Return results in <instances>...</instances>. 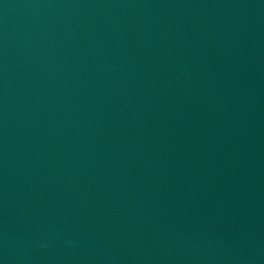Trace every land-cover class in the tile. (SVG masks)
Returning a JSON list of instances; mask_svg holds the SVG:
<instances>
[{"label": "water", "instance_id": "95a60500", "mask_svg": "<svg viewBox=\"0 0 264 264\" xmlns=\"http://www.w3.org/2000/svg\"><path fill=\"white\" fill-rule=\"evenodd\" d=\"M0 264H264V0H0Z\"/></svg>", "mask_w": 264, "mask_h": 264}]
</instances>
